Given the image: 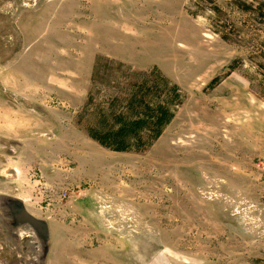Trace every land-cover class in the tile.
<instances>
[{"label": "rangeland", "instance_id": "rangeland-1", "mask_svg": "<svg viewBox=\"0 0 264 264\" xmlns=\"http://www.w3.org/2000/svg\"><path fill=\"white\" fill-rule=\"evenodd\" d=\"M4 196L47 264H264V0H0ZM7 236L0 264L30 261Z\"/></svg>", "mask_w": 264, "mask_h": 264}, {"label": "water", "instance_id": "water-1", "mask_svg": "<svg viewBox=\"0 0 264 264\" xmlns=\"http://www.w3.org/2000/svg\"><path fill=\"white\" fill-rule=\"evenodd\" d=\"M0 204L2 206L5 218L3 220L8 225V236L14 238L20 243L24 238H28L26 244L32 250V258L25 262L20 259V264H46L47 254L49 252L50 230L46 220L41 219L27 211L23 204V199L13 197H1ZM17 245V246H18Z\"/></svg>", "mask_w": 264, "mask_h": 264}, {"label": "trees", "instance_id": "trees-1", "mask_svg": "<svg viewBox=\"0 0 264 264\" xmlns=\"http://www.w3.org/2000/svg\"><path fill=\"white\" fill-rule=\"evenodd\" d=\"M146 110L145 115L147 119H149V122L145 120L147 129L153 130L154 136L160 135L163 126L171 119L169 110L164 105H160L156 109H153L148 103L146 104ZM144 123L143 119L139 118L131 124H124V126L117 131L105 132L100 135L98 134L97 138L104 145L110 146L114 143V149L125 150L130 144L128 142V133H133L135 136L139 135L141 124ZM122 137H124V139Z\"/></svg>", "mask_w": 264, "mask_h": 264}, {"label": "flooded vegetation", "instance_id": "flooded-vegetation-1", "mask_svg": "<svg viewBox=\"0 0 264 264\" xmlns=\"http://www.w3.org/2000/svg\"><path fill=\"white\" fill-rule=\"evenodd\" d=\"M8 173H9V175H11V177L12 176H17V171L15 170V169H13V168H11V169H9L8 170ZM15 198H18V197H15ZM19 199V198H18ZM23 204H24V206H25V208L27 209V211L29 212V213H31L30 211H29V209L27 208V206H26V204H25V200H23ZM4 212H3V210H2V206H1V204H0V226H2V227H7L8 225L5 223V221L3 220V218H5V217H3L4 216V214H3ZM31 214H33V213H31ZM34 215V214H33ZM49 230H50V228H49ZM8 231V230H7ZM6 239V238H5ZM7 239H8V236H7ZM10 240H15V239H13V238H10ZM50 252V251H49ZM49 252H48V254H47V259H48V256H49ZM47 259H46V264H47ZM20 264V263H19Z\"/></svg>", "mask_w": 264, "mask_h": 264}]
</instances>
